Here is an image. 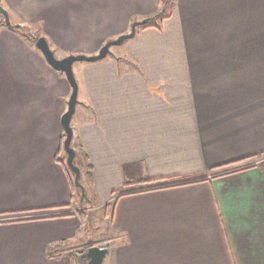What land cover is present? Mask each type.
I'll return each instance as SVG.
<instances>
[{
    "label": "crops",
    "instance_id": "crops-1",
    "mask_svg": "<svg viewBox=\"0 0 264 264\" xmlns=\"http://www.w3.org/2000/svg\"><path fill=\"white\" fill-rule=\"evenodd\" d=\"M2 1L41 17L56 55L95 54L165 5ZM167 14L122 54L74 64L82 178L89 197L115 194L91 245L109 248L103 264H264V0H175ZM71 92L0 31V264H87L73 252L90 229L59 157Z\"/></svg>",
    "mask_w": 264,
    "mask_h": 264
},
{
    "label": "rangeland",
    "instance_id": "rangeland-1",
    "mask_svg": "<svg viewBox=\"0 0 264 264\" xmlns=\"http://www.w3.org/2000/svg\"><path fill=\"white\" fill-rule=\"evenodd\" d=\"M174 1L175 0H163V4H165L163 7V10H165V14H167L174 6ZM1 4L3 5V1L0 0ZM5 8L6 6L3 5ZM7 9V8H6ZM13 12H9L11 21L13 24H20L23 26H26L30 29H32L34 31V34L36 35L37 39L40 36H47V38L51 41V43L53 44V39L49 38V33L47 32V28L45 25L44 20L40 17L38 18L36 16V13H31V14H25L22 9L20 10L18 7L13 8ZM8 10V9H7ZM37 11V10H36ZM160 18V17H158ZM156 18V19H158ZM136 22V21H135ZM159 22V21H158ZM134 23V22H133ZM2 29H9V31L15 33L18 38L20 39V41L22 40V42L25 44V46L27 48H30L32 50H38V48L36 47V40L37 39H30L27 34L23 31H19L13 28H10L6 25V20L5 17L2 13H0V31ZM131 29L128 31L130 32ZM115 39V38H112ZM111 40V39H109ZM108 40V41H109ZM124 45L123 43L120 44H114L112 45L111 49L112 52H115V54H122L124 51V47L122 48V46ZM69 53H59L57 54L58 57H64L66 55H68ZM82 62H87V61H82ZM68 108V102H67V106L66 109ZM81 152V151H80ZM50 153V151H49ZM52 155V154H50ZM49 157V156H47ZM59 157L60 159H62V161L65 162L66 167L71 171L72 175H73V179L75 181V174L74 172L70 169V167L67 164V152L64 149V145L61 147V150L59 152ZM75 163L81 168L84 167L85 171L88 170V166H86V160L83 158L82 154H76V158H75ZM82 174L80 177V182L81 184H83L85 190L82 191L81 187L75 182L76 185V193L77 195L75 196V208H76V212H78V214H82L84 216V218L87 219V223L90 229V243H87L85 245H83L82 247H79L78 249H75V252H73V254L75 255V253L77 254H82L83 252H85L87 250L88 247L93 246L91 245L93 243V241H96V239H98V237L104 235V232L101 235H97V233H99V230L101 231L103 227L107 228V225L109 224V222H112L111 218L108 217V212H110L112 206L114 205L113 202L115 200V194L112 195L111 199H107V201H102L99 198H96L95 196L93 197H89L88 194L92 192H89V185L86 183V181L83 180L82 178ZM123 192V191H121ZM107 212V213H106ZM94 234V235H93ZM96 234V235H95ZM95 237V240L93 239ZM90 244V246H89ZM72 260L75 259L74 256L69 257ZM85 263V262H84Z\"/></svg>",
    "mask_w": 264,
    "mask_h": 264
},
{
    "label": "water",
    "instance_id": "water-1",
    "mask_svg": "<svg viewBox=\"0 0 264 264\" xmlns=\"http://www.w3.org/2000/svg\"><path fill=\"white\" fill-rule=\"evenodd\" d=\"M0 13L4 15L6 22L10 24V14L1 2ZM148 20V18H145L141 21L134 22L130 32L123 33L117 38L107 41L95 54L72 53L64 57H58L45 36H40L36 40V47L43 53L47 62L55 69L63 72L72 86V92L68 99V108L61 118L62 125L66 132L63 145L67 152V164L74 172L75 182L81 187L82 191H84V187L80 182L81 168L74 161L76 157V150L72 145L74 130L71 122L76 111L77 104L80 102L78 98L79 83L74 71V64L79 61L95 62L105 58L109 53H111L112 45L123 43L125 40L133 37L136 33L137 26L145 24ZM108 252L109 248L106 246L93 245L88 247L87 250L81 254V257L87 258V264H103Z\"/></svg>",
    "mask_w": 264,
    "mask_h": 264
},
{
    "label": "trees",
    "instance_id": "trees-1",
    "mask_svg": "<svg viewBox=\"0 0 264 264\" xmlns=\"http://www.w3.org/2000/svg\"><path fill=\"white\" fill-rule=\"evenodd\" d=\"M164 11L165 10L161 9V11H159L156 15L150 17V19L146 23L147 24H150V22L152 21V19L154 20V19L158 18L159 16L163 17V16H169L170 15V14H165ZM6 25L8 27H10V28H13V29H16V30L25 32L30 39H37L36 35L34 34V31L32 29L26 27V26H23V25H20V24H13L12 22H10V24H8L6 22ZM89 168L92 169V167H91L90 164H89ZM88 176H89L90 181H92V173H91V170L89 171Z\"/></svg>",
    "mask_w": 264,
    "mask_h": 264
},
{
    "label": "flooded vegetation",
    "instance_id": "flooded-vegetation-1",
    "mask_svg": "<svg viewBox=\"0 0 264 264\" xmlns=\"http://www.w3.org/2000/svg\"><path fill=\"white\" fill-rule=\"evenodd\" d=\"M80 258H82V261L85 262V258L84 257H80Z\"/></svg>",
    "mask_w": 264,
    "mask_h": 264
}]
</instances>
